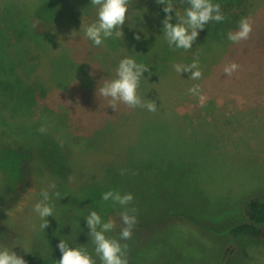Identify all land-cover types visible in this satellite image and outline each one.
<instances>
[{"label":"rangeland","instance_id":"obj_1","mask_svg":"<svg viewBox=\"0 0 264 264\" xmlns=\"http://www.w3.org/2000/svg\"><path fill=\"white\" fill-rule=\"evenodd\" d=\"M175 2L174 7L187 0ZM243 2L251 24L247 39L203 52V60L183 51L170 66H149L134 44L133 31L160 32L165 14L156 0H128L124 36L102 46L77 33L81 23L95 19L90 0H0V140L37 148L46 138L57 139L68 154L65 175L55 168L56 176L42 170L15 206L1 212L9 237L0 238V246L17 244L13 251L27 264H41L44 258L55 264L60 236L95 257L84 215L95 210L103 220H112V212H121L120 205L101 199L111 189L133 194L125 207L142 221L152 211L186 206L182 210L189 219L165 225L160 240L139 248L133 264H159L160 254L168 257L174 251L213 264L220 249L235 242L244 251L237 264H264L263 244L233 240L227 229L222 231L226 236L202 232L236 221L242 199L264 193V83L256 92L253 88L259 79L264 82V0ZM159 40L158 59L173 57L175 47ZM124 56L148 68L137 93L144 101L155 100L156 111L122 102L113 111L107 98L94 95L96 85L115 77ZM194 59L202 73L199 80L173 68ZM232 62L238 69L225 75L224 66ZM193 84L200 85V96L188 93ZM75 126L82 128L80 133L72 132ZM103 143L124 148L125 159L95 151ZM112 159L118 166L102 174L98 161ZM42 190L49 192L54 215L45 229L32 211ZM118 222L122 226L107 235L117 240L124 226L121 217Z\"/></svg>","mask_w":264,"mask_h":264},{"label":"clouds","instance_id":"obj_2","mask_svg":"<svg viewBox=\"0 0 264 264\" xmlns=\"http://www.w3.org/2000/svg\"><path fill=\"white\" fill-rule=\"evenodd\" d=\"M156 2L163 6L162 11L165 13L161 21L160 34L163 35L169 47H175L176 49H190L199 31L204 29L209 21L220 22L225 19L219 3H215L213 0H187V7L184 8L182 14L174 7L171 0H156ZM90 4L96 9L95 19L87 24L81 23L78 34L82 32L83 37L90 41L93 46H102L104 41L109 38L124 36L122 26L127 19L128 0H90ZM173 18L176 21L174 23L172 22ZM143 19L142 14V21ZM250 31L251 24L248 18L242 17L238 22L237 30L227 32L226 39L229 42L238 43L247 39ZM141 33L144 34L143 27H139L138 31H133L134 39L139 41ZM198 65L199 61L194 59L189 65L174 64L173 68L180 74L182 71L188 72V78L192 80H199L202 73ZM237 69L238 64L232 62L224 66L223 73L230 75ZM147 71L148 68L137 62L134 57L124 56L115 67V77L105 80L99 86L96 85L94 95L96 96L98 93L99 96L107 98L108 106L113 111L116 110L117 102H122L133 108L142 107L149 112L156 111L157 104L155 100L148 99L144 101L137 93L140 78ZM187 91L193 96H200L201 94L199 84H193ZM39 131L43 133L46 129L42 125ZM50 188L55 189V184H51ZM39 195L40 199L32 205V211L41 219L40 227L45 229L49 223L48 217H54L53 208L49 203L50 195L47 190H42ZM133 198L131 192L121 193L111 189L104 191L101 195L103 201H111L113 204L120 205L123 209L120 212V217L124 226L119 232V240L106 235L114 227L111 219L103 220L95 210H90L84 215L88 237L91 238L94 245L93 253L95 257H98L100 264H128L125 254L127 245H122L120 241L128 240L131 237L132 228L136 223L135 210L125 207ZM15 245L11 249L0 246V264H27L22 255L13 251ZM56 248L60 252L56 264H96L92 254L79 247L69 245L60 236Z\"/></svg>","mask_w":264,"mask_h":264},{"label":"trees","instance_id":"obj_3","mask_svg":"<svg viewBox=\"0 0 264 264\" xmlns=\"http://www.w3.org/2000/svg\"><path fill=\"white\" fill-rule=\"evenodd\" d=\"M171 2L176 3L175 0H171ZM213 2L218 3L219 0H213ZM185 7H187V3L181 4V6L179 4L175 8L177 10L179 8L184 10ZM244 7L245 4L243 0H232L224 6L220 5V10L224 14L225 19L220 22L209 21L205 28L199 31V34L190 49L185 50L174 48L171 51L172 54H175V52L176 54L167 60L158 59V49L160 48L161 43L159 38H164L160 32L157 31L151 34H141V39L139 41L134 38L133 41L136 48L145 56L146 62L149 66L175 62L178 60L180 53L183 51L198 55V59L203 60V52L206 54L214 47L230 43L226 39V34L229 31H236L239 20L245 15ZM161 12L165 14L162 11V8ZM163 41L166 40L164 39ZM261 80L262 78L259 79V82L254 83L253 86L255 87L253 88L255 92L263 86L264 82ZM80 130H82V128L75 126L72 132L74 134L80 133ZM109 135H111V133H109ZM109 135L104 134V137L109 138ZM46 140V143H42L37 148L12 146L11 144L0 140V214L1 212L15 206L22 195L32 188L39 173L43 171L53 172V168H55V171H62L63 175H65V166L67 167L68 165V154L66 148L57 139L48 140V138H46ZM95 151L100 152L101 155L105 154V158L116 155L119 156L120 154L121 157L125 159L126 156L124 148L123 150L120 149L119 146L113 148L112 145L109 147L106 143H103V146H100V148ZM114 160L117 159H112L107 164H105V162L101 163L98 161V164H100L103 169L102 174L104 173L107 175L110 170H114L112 169L114 166H118V163L115 164L113 162ZM53 174L55 176L57 175L56 172H53ZM182 209H186V206L184 208L175 209L174 212L171 210L162 213L152 211L148 213L143 221L141 220V217L140 219L135 215L136 223L132 228L133 233L131 234V239L125 240L124 242H121L122 240L120 241L122 245H127L125 254L127 259H129L128 264H133L130 260L137 254L138 251H140L139 248L149 246L156 243V240H160L165 230V225L177 221L183 222L189 219L187 214ZM111 215L114 223L113 229L115 230L121 227L122 225L118 222L120 212L115 211L112 212ZM226 224V226H211L209 228L210 231L204 230L202 232L220 234L224 236L228 233L233 240L241 241L243 238H246L264 245V193L244 197L240 203L238 219L232 222L227 220ZM226 229L227 233L225 232V234H223L224 232L222 231H225ZM8 231V227L2 222L0 216V238L7 239L9 237ZM111 232L112 231L106 233V235H110ZM11 238L12 236L9 239ZM179 256L180 254L175 251L168 257H165L164 254H160L159 264H175L176 262L201 264L203 262L202 259H194L191 256ZM243 257V247L238 245L236 242L229 243L220 249L216 261L213 264H237L241 259H243ZM94 258L96 260V264H100L98 257ZM47 259L48 258H44L40 260L39 263L52 264L49 263L50 261Z\"/></svg>","mask_w":264,"mask_h":264}]
</instances>
